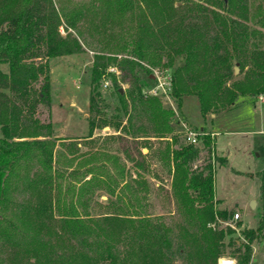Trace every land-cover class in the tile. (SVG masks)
<instances>
[{
    "label": "trees",
    "instance_id": "16d2710c",
    "mask_svg": "<svg viewBox=\"0 0 264 264\" xmlns=\"http://www.w3.org/2000/svg\"><path fill=\"white\" fill-rule=\"evenodd\" d=\"M250 1L100 0L95 6L104 26L129 22L117 34H105L101 51L92 54L90 104L103 75L115 84V74L106 72L114 66L128 81L123 92L114 87L124 113L139 109L153 136L170 135L171 197L183 224L173 236L160 215L139 203L148 189L106 191L99 206L104 211L96 213L88 190L101 181L98 165L77 174L66 168L80 155L66 147L63 167L54 156L61 138L50 123V62L84 51L80 10H60L53 0H0V245L10 264H174V254L197 264H216L224 254L249 264L263 216L254 229L240 231L243 239L233 238L229 227L206 226L229 213L214 206L213 168L225 157L212 155V128L204 131V118L233 109L236 97L264 91V8L249 15ZM235 64L245 69L242 78L234 74ZM157 66L169 71L175 110L180 113L186 96L196 98L200 147L177 143L172 109L161 97L144 95L156 83L151 69ZM88 124L91 131L96 123L91 118ZM105 124L98 120V127Z\"/></svg>",
    "mask_w": 264,
    "mask_h": 264
},
{
    "label": "rangeland",
    "instance_id": "374dc122",
    "mask_svg": "<svg viewBox=\"0 0 264 264\" xmlns=\"http://www.w3.org/2000/svg\"><path fill=\"white\" fill-rule=\"evenodd\" d=\"M53 2L60 10H80L82 16L79 17L76 24L80 33L79 39L84 44L83 52L53 58L50 62L49 74L52 85L51 104L49 106L50 123L54 130H60L58 131V137L64 139L63 141H58L55 146L54 156L56 160H59L60 157L61 161L62 158L63 161L60 166H65L66 161L64 159L69 156L66 151V146H69L70 150L73 151L75 155H80L81 158L76 159L77 161L74 166H72V169H69L71 168L69 167L66 168V170L78 174L83 169V165L85 166L86 164L91 167L93 166L92 164L101 161V157L99 158L96 153L100 152V154H103V150L105 149L107 154L112 157H120L123 155L127 160H129L128 158L130 156L133 160L136 158L138 171H140L142 175L138 180V182L141 181L142 185L138 189H148L146 200L141 199L142 201L139 203L143 204V208L149 214L154 216L160 215L161 219L171 227L173 236L174 234L176 235L183 224L171 197V172L168 170L166 158L163 159L166 151H171L174 145L171 144V147H164L163 141L161 140L157 139L150 141L152 152L149 154L151 155L149 161H146L147 159L145 160L139 148L141 145H144V141H146L143 139L133 141V139H128L122 135L117 136V140L115 138L112 139L109 135H105L104 139H99L101 136L95 135L89 139L88 144L83 148L75 145V142H82L80 139H76L75 141L66 140L69 136L68 132L72 129L73 132H76L78 130L77 128L89 127L90 131L91 127L88 124V120L91 118H93L96 123L92 128L95 126L98 128V120L101 119V121H105V125L110 128H116V126L121 124L133 127L136 130L137 136L152 134L150 123L146 120L141 110L138 109L137 112L132 113L128 107L127 112L124 113V109L119 106L114 87L118 86V89L123 92L128 85V81L122 80L120 75L115 76V84L113 85L109 77L107 78V76H105L104 78L108 81L109 85L107 87H102L101 80L99 84L95 86V91L93 90L92 92L93 96H95V102L90 104L89 101L92 91L89 73V68L93 60L92 54L101 51L105 43V34H117L121 27L128 24V19L122 20L120 24L113 23L110 25L108 24L109 26H104L100 23L101 20L98 10L95 9V6L100 0H53ZM257 6H259V9H261V7L264 8V0H251L249 15L256 12ZM61 24L60 33L64 35V28L66 26L64 19L61 20ZM68 30L73 32L71 29ZM235 67L237 70L234 74L236 77L242 78L245 69L240 71L236 64L233 66V69ZM151 72H156L155 74L159 75L165 73L169 74V71H164L158 66L152 67ZM258 95L262 96L263 101L257 99ZM234 103L235 106L233 109L222 112L220 115L217 114L213 116L212 114L204 118V122H206L204 131H207L210 127V129L214 128L217 132L216 135H214V131L211 130L213 134H210L213 146L211 148L212 155L225 157L224 163L216 164L213 168L214 199L217 202L214 206L218 209L226 208L229 213V216L225 219L220 220L214 218L215 220L208 222L206 226L211 230H223L229 227L233 230L231 234L233 238L243 239V235L240 234V231L242 229H254L259 217L263 216L264 218V175H262L264 166V91H260L257 95L253 94L251 98L236 97ZM181 104L182 106L179 113L175 110V105L171 101L169 94L167 99L162 102L164 107L171 108L173 111V116L170 120L177 123V137H179L177 143L183 142L186 144L182 138V124L196 131V129L202 125V120L199 118L198 104L195 97L186 96V98L182 99ZM130 112L132 116H130ZM210 121H212V123L209 125L208 122ZM64 128L65 130H63ZM202 134L198 136L199 141L197 145H195L197 147L201 146L200 136ZM74 136L80 138L82 135L78 134ZM163 136L165 135L163 134ZM86 153H89V155L86 156ZM91 154L96 155L94 157V155L91 156ZM82 155H84V157ZM204 155L205 153L201 151V159L204 158ZM201 159L194 162L193 167L199 165ZM112 160L111 158L110 161ZM123 164L124 169L125 165H129V163H125L124 161ZM152 164H155V166H152ZM111 165H114V163ZM98 167L101 169L100 165H98ZM102 170L104 175L106 173L104 171L105 169ZM125 170L128 172V168ZM109 175L112 177L111 180H101L99 178L101 181L98 187H89L88 193L94 192L92 202L94 204L93 209L96 213L104 211V208L99 206H103L106 201V191H114L118 186H121L123 190H130L131 186L134 187V184L132 185L129 180L123 181L120 185L119 183H121V181L114 180V174L111 173ZM148 175L151 176L152 180ZM103 178H106V176ZM126 183H128L130 187L123 185ZM251 201L255 202L253 207ZM135 206L139 208L138 203ZM234 213L238 214V219H233L232 216ZM6 250V248L0 245V264H10L6 256ZM251 251L252 254L249 264H264V229L262 231V236L252 243ZM184 255L185 254L181 256L174 254L173 263L197 264L193 260L190 262L187 261ZM223 258L233 260L234 264H236V261L226 254L217 258L216 264H225Z\"/></svg>",
    "mask_w": 264,
    "mask_h": 264
},
{
    "label": "crops",
    "instance_id": "0c3cea01",
    "mask_svg": "<svg viewBox=\"0 0 264 264\" xmlns=\"http://www.w3.org/2000/svg\"><path fill=\"white\" fill-rule=\"evenodd\" d=\"M211 115L212 114H210V116ZM65 128H67V127H65ZM65 128L63 130H65ZM77 129L78 130L76 132H73L72 131L73 129L71 131L68 130L69 131L68 132L69 133V136L67 137L68 139H66V140L75 141L76 139H80V140H82V142L81 143L80 142H75V145L78 146V147H82V148L85 147L88 144L89 139H91L95 135L101 136V138H99V139H104V136L105 135H109V136H111L112 139L115 138L117 140L118 139L117 136L122 135V136H124V137H126L128 139H133V141H138V139L146 140V141H144V145H141L139 147L140 148V152L142 153L143 157L145 158V160L147 159L146 161H149V157L151 156L149 154L152 152L151 151V148H150V145H151L150 141H154V140H157V139L158 140H161V141H163L164 147H166V146H170L171 147V144H172L171 143V137L168 134L165 135V136H160V137L153 136L152 134L145 135V136H140V135L137 136L136 135V130L133 127H129L128 125L127 126H124L123 124H121L119 126H116V128H110L109 126H106V125H104L103 127H98V128H96V126H95V127H93L91 129V131H89V127H80V128H77ZM213 129H212V131H214L213 133H214V135H216L217 132H216L215 129L214 130ZM53 131L58 136V131H60V130H58V129H55L54 130L53 129ZM78 134L79 135H82V136L80 138H76L77 136H74V135H78ZM63 140L64 139H60V141H63ZM214 148H215V141H214ZM105 150H103V154H100V152L97 153V155L99 156V158L101 157L100 158L101 161H99L98 163H95L96 165H100V167H101V169H100L101 170L100 171V176H99V178L101 180L102 179H109V180H111L112 177H110L109 174L112 173V174H114L113 175L114 180L121 181V183H119L121 185L123 183V181L125 182V180L126 181L129 180L130 183H133V181L138 180L142 176L140 174V171H138V164H137V161H136L137 159L136 158L133 160V158L130 156L128 158L129 160H127V158H125L123 155L120 156L121 158L120 157H114V156L112 157V156H109ZM168 151H169V149H168ZM82 152H84V151H82ZM87 155H89V153H86V156ZM82 156L84 157V155H82ZM111 158L113 159L112 161H110ZM165 158H166V161L168 163L167 164L168 165V170L172 173V171H171L172 165H171V161H170L171 160L170 154L167 155V153H165V157H163V159H165ZM76 161L77 160H74L72 162V164L70 166L71 168H69V169H72V166H74V164L76 163ZM123 161L125 163H129V165H125V169L128 168V172H127V170L124 169ZM111 162L114 163V165H111L112 164ZM95 164H92V165H95ZM89 166H87L86 164H85V166L83 165V167H82L83 169L81 171L82 172L87 171L90 168ZM152 166H155V164L154 165L152 164ZM102 169H105L104 171L106 173L104 175H103V170ZM111 169H113V170H111ZM90 174L91 173H89L85 177V179H88L89 176H90ZM104 176H106V178H103ZM148 177L152 180L151 176L148 175ZM170 179H171V175H170ZM130 190H139V189L138 188H134V187L131 186L130 187ZM114 191H123V188H121V186H118V187L115 188Z\"/></svg>",
    "mask_w": 264,
    "mask_h": 264
},
{
    "label": "built area",
    "instance_id": "2783aa9c",
    "mask_svg": "<svg viewBox=\"0 0 264 264\" xmlns=\"http://www.w3.org/2000/svg\"><path fill=\"white\" fill-rule=\"evenodd\" d=\"M106 72H111L114 73L115 76H118V70L116 67L114 66H108L106 68ZM156 73V72H155ZM153 73V75L155 76L156 79V83L154 84V86L152 87V89H149L147 91H144V95H148V96H159L161 97L163 100L167 99V96L169 94L170 91V75L165 73L162 75L159 74H155ZM106 75L102 76V87H107L109 85L108 81L104 78ZM108 78V77H107ZM257 99L259 101H263L262 96L258 95ZM183 130H182V138L183 141L186 144H192V145H197L198 141H199V134H201L200 132L194 131L188 127H186L184 124H182ZM233 219H238V214L234 213L233 214ZM225 260V264H234L233 260L230 259H226L223 258Z\"/></svg>",
    "mask_w": 264,
    "mask_h": 264
},
{
    "label": "water",
    "instance_id": "95a60500",
    "mask_svg": "<svg viewBox=\"0 0 264 264\" xmlns=\"http://www.w3.org/2000/svg\"><path fill=\"white\" fill-rule=\"evenodd\" d=\"M237 69H236V67L234 68V72L236 71ZM251 205H252V207L255 205V202L254 201H251Z\"/></svg>",
    "mask_w": 264,
    "mask_h": 264
}]
</instances>
